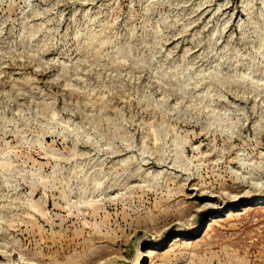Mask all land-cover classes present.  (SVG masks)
Returning <instances> with one entry per match:
<instances>
[{"label": "rangeland", "instance_id": "obj_1", "mask_svg": "<svg viewBox=\"0 0 264 264\" xmlns=\"http://www.w3.org/2000/svg\"><path fill=\"white\" fill-rule=\"evenodd\" d=\"M0 264H264V0H0Z\"/></svg>", "mask_w": 264, "mask_h": 264}, {"label": "bare ground", "instance_id": "obj_2", "mask_svg": "<svg viewBox=\"0 0 264 264\" xmlns=\"http://www.w3.org/2000/svg\"><path fill=\"white\" fill-rule=\"evenodd\" d=\"M198 231H199V229H195L194 231H192L191 233H190V235H188V236H191V235H196L197 233H198ZM163 243H164V240L163 241H158V242H155V247H161L162 245H163Z\"/></svg>", "mask_w": 264, "mask_h": 264}, {"label": "water", "instance_id": "obj_3", "mask_svg": "<svg viewBox=\"0 0 264 264\" xmlns=\"http://www.w3.org/2000/svg\"><path fill=\"white\" fill-rule=\"evenodd\" d=\"M255 203V202H254Z\"/></svg>", "mask_w": 264, "mask_h": 264}]
</instances>
